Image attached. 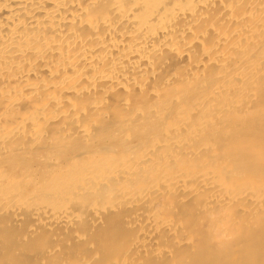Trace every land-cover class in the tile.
<instances>
[{"label":"bare ground","instance_id":"bare-ground-1","mask_svg":"<svg viewBox=\"0 0 264 264\" xmlns=\"http://www.w3.org/2000/svg\"><path fill=\"white\" fill-rule=\"evenodd\" d=\"M0 264H264V0H0Z\"/></svg>","mask_w":264,"mask_h":264}]
</instances>
